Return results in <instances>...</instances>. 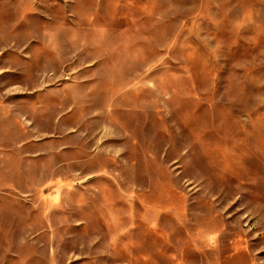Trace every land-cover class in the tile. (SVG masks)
<instances>
[{
	"label": "rangeland",
	"instance_id": "1",
	"mask_svg": "<svg viewBox=\"0 0 264 264\" xmlns=\"http://www.w3.org/2000/svg\"><path fill=\"white\" fill-rule=\"evenodd\" d=\"M0 264H264V0H0Z\"/></svg>",
	"mask_w": 264,
	"mask_h": 264
}]
</instances>
